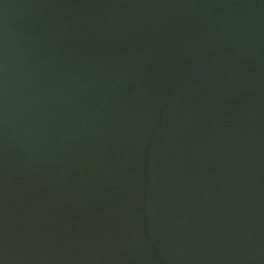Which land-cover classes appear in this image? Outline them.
<instances>
[{
    "label": "water",
    "instance_id": "obj_1",
    "mask_svg": "<svg viewBox=\"0 0 264 264\" xmlns=\"http://www.w3.org/2000/svg\"><path fill=\"white\" fill-rule=\"evenodd\" d=\"M0 264H264V0H0Z\"/></svg>",
    "mask_w": 264,
    "mask_h": 264
}]
</instances>
